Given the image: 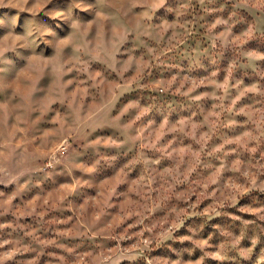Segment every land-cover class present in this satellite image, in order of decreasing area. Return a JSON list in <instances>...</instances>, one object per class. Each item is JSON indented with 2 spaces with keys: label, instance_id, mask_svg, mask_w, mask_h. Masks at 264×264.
<instances>
[{
  "label": "rangeland",
  "instance_id": "1",
  "mask_svg": "<svg viewBox=\"0 0 264 264\" xmlns=\"http://www.w3.org/2000/svg\"><path fill=\"white\" fill-rule=\"evenodd\" d=\"M0 264H264V0H0Z\"/></svg>",
  "mask_w": 264,
  "mask_h": 264
}]
</instances>
